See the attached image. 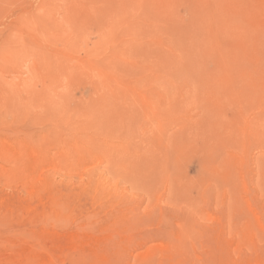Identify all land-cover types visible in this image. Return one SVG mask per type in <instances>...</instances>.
Returning <instances> with one entry per match:
<instances>
[{
    "label": "rangeland",
    "instance_id": "374dc122",
    "mask_svg": "<svg viewBox=\"0 0 264 264\" xmlns=\"http://www.w3.org/2000/svg\"><path fill=\"white\" fill-rule=\"evenodd\" d=\"M0 49V264H264V0H0Z\"/></svg>",
    "mask_w": 264,
    "mask_h": 264
},
{
    "label": "bare ground",
    "instance_id": "6f19581e",
    "mask_svg": "<svg viewBox=\"0 0 264 264\" xmlns=\"http://www.w3.org/2000/svg\"><path fill=\"white\" fill-rule=\"evenodd\" d=\"M33 17H34V16H33ZM33 19H34V18H33ZM33 19L31 18V20H29V21H33ZM27 20H28V19H27ZM29 21H28V22L26 21V23H29ZM34 22H35V20H34ZM24 23H25V22H24ZM26 23H25V24H26ZM32 24H33V22H32ZM32 24H31V25H32ZM35 24H37V23H35ZM26 25H29V26H30V23H29V24H26ZM33 25H34V24H33ZM38 26H39V25H38ZM41 26H44V24L41 25ZM27 27H28V26H26V28H27ZM32 27H33V26H32ZM32 27H28V28H32ZM28 28H27V29H28ZM35 29H36V25H35ZM35 29H34V30H35ZM29 30H30V29H29ZM36 30H37V29H36ZM31 31L33 32L32 29H31ZM38 31H39V30H38ZM40 31H41V30H40ZM34 33H35V31H34ZM37 35H38V34H37ZM6 47H7V44H6ZM1 48H2V47H1ZM0 50H2V49H0ZM6 54H7V53H6ZM1 56H2V55H1ZM7 56H8V55H7ZM43 56H44V55H43ZM4 57H5V56H4ZM4 57H3V58H4ZM4 59H5V58H4ZM6 62H7V61H6ZM90 67H91V66H90ZM171 77H172V76H171ZM5 87H6V86H5ZM3 88H4V87H3ZM3 88H2V89H3ZM194 89H195V88H194ZM5 90H6V91H9V90H7V89H5ZM196 90H197V89H196ZM196 90H194V92H195ZM214 90H215V89H214ZM214 90H213V91H214ZM213 91H212V92H213ZM215 91H217V90H215ZM191 92H192V91H191ZM210 94H212V93L209 92V95H210ZM244 99H245V98H244ZM193 101H194V100H193ZM248 101H249V100H248ZM255 101H256V100H254V102H255ZM189 103H191V102H189ZM201 103H203L202 100H201ZM252 103H253V101H252ZM199 104H200V103H199ZM237 104H238V103H237ZM196 105H198V104L196 103ZM201 105H202V104H201ZM208 105H209V103H208ZM254 105H255V104H254ZM209 106H210V105H209ZM219 106H220V105H219ZM249 106H250V105H249ZM226 107H227V106H226ZM243 107H245V106H243ZM236 108H237V107H236ZM248 108H249V107H248ZM251 108H252V106H251ZM255 108H256V107H255ZM259 111L261 112V110H259ZM239 112H240V111H239ZM257 112H258V111H257ZM246 113H247V112H246ZM246 113H245V114H246ZM263 113H264V112H263ZM259 114H260V113H259ZM262 117H263V116H262ZM260 120H261V119H260ZM101 122H102V120H101ZM256 124H257V123H255V125H256ZM261 124H262V123H261ZM99 125H100V124H99ZM97 126H98V125H97ZM260 126H261V127H262V126L264 127L263 124L260 125ZM257 127H258V126H257ZM260 130H261V129H260ZM263 133H264V132H263ZM260 134H261V132H260ZM263 137H264V135H263ZM104 138H105V137H104ZM4 139H5V138H4ZM95 140H97V139H95ZM106 141H107V140H106ZM106 141H104V142H106ZM90 142H91V141H90ZM107 142H108V141H107ZM98 143H99V142H98ZM98 143H97V144H98ZM72 144H73V143H72ZM105 144H106V143H105ZM105 144H102V145L104 146ZM73 145H74V144H73ZM86 145H87V144H86ZM69 146H70V145H69ZM90 147H91V146H90ZM107 147H108V146H107ZM63 148H64V147H63ZM67 148H68V149L70 148V150H71V147H67ZM65 149H66V148H65ZM72 149H73V148H72ZM94 149H95V148H94ZM62 150H63V149H62ZM74 150H75V149H74ZM74 150H73V151H74ZM92 150H93V149H92ZM103 150H104V149H103ZM105 150H107V149H105ZM67 151H69V150H67ZM96 152H98V150H97ZM100 152H101V151H100ZM107 152H109V151H107ZM31 153H32V151H31ZM73 153H74V152H73ZM33 154H34V153H33ZM63 154H64V152L62 153V155H63ZM99 154H101V153H99ZM104 154H105V153L103 152V155H104ZM68 155H70V153H69ZM68 155H67V158H68ZM64 156H65V155H64ZM100 156H101V155H100ZM105 156H106V154H105ZM168 168H169V167H168ZM168 168L166 167L167 170H169ZM159 172H160V171H159ZM162 172H166V171H161V173H162ZM171 173H172V172H171ZM169 174H170V172H169ZM165 175H166V174H165ZM172 176H173V175H172ZM165 177H166V176H165ZM170 178H171V177H170ZM165 180H166V179H165ZM230 180H232V179L230 178ZM160 181H161V180H160ZM231 182H232V181H231ZM163 183H164V182H163ZM228 184H229V183H228ZM160 185H162V184H160ZM158 186H159V185H158ZM228 188H229V187H228ZM153 192H154V191H153ZM232 196H233V195H232ZM230 198H231V197H230ZM224 202H225V201H224ZM227 202H228V201H227ZM227 202H226V203H227ZM20 216H21V214H20ZM255 216H256V215H255ZM255 216H254V217H255ZM255 218H256V217H255ZM255 220H257V219H255ZM260 221H261V218H260ZM191 227H192V226H191ZM185 233H186V232H185ZM187 233H188V230H187ZM185 235H186V234H185ZM190 235H191V234H190ZM184 237H185V236H184ZM189 237L191 238V236H189ZM182 244H183V243H182ZM184 244H185V243H184ZM184 246H185V245H184ZM181 247H182V246H181ZM182 248H184V247H182ZM160 249H161V248H160Z\"/></svg>",
    "mask_w": 264,
    "mask_h": 264
}]
</instances>
